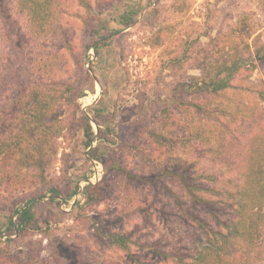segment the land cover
<instances>
[{
  "label": "trees",
  "instance_id": "obj_1",
  "mask_svg": "<svg viewBox=\"0 0 264 264\" xmlns=\"http://www.w3.org/2000/svg\"><path fill=\"white\" fill-rule=\"evenodd\" d=\"M79 1L91 9L90 0ZM179 1L180 11L186 0ZM225 2L202 3L196 34L192 29L178 36L181 50L172 49V30L161 24L157 40L174 80L157 127L140 130L128 160L119 156L122 150L103 153V135L110 132L101 127L103 115H93L97 136L86 117V148L112 168L115 192H127L143 219L156 212L165 227L162 236L142 241L105 231L111 253L105 264H252L264 257V81L251 80L257 62L264 64V0ZM72 6L70 0H0V86L4 67L18 55L16 91L8 108H0V192L11 186L24 193L34 175L44 178L65 137L63 114L82 96L80 87L60 76L68 60L54 49ZM131 16L128 11L125 18ZM28 48L38 56L25 64ZM22 67L31 68L24 73ZM185 68L196 73L185 74ZM9 88L1 87L3 103ZM165 183V195L156 199L153 190ZM47 188L65 200L78 186L66 194L53 183ZM140 188L153 189L143 203L137 201ZM37 198L14 205L17 232L39 228L30 204ZM83 259L80 251H69V264Z\"/></svg>",
  "mask_w": 264,
  "mask_h": 264
},
{
  "label": "rangeland",
  "instance_id": "obj_2",
  "mask_svg": "<svg viewBox=\"0 0 264 264\" xmlns=\"http://www.w3.org/2000/svg\"><path fill=\"white\" fill-rule=\"evenodd\" d=\"M175 1L90 0L89 9L79 0H70L73 6L66 28L59 35L58 47L52 48L64 53L68 60L60 76L70 78L80 87L82 96L76 100V106L63 114L67 127L65 137L60 138L59 153L44 178L34 175L24 193H14L11 186L0 192V231L4 234L0 236V257L3 258L0 260L4 264H69L68 254L72 249L82 253L84 264H105L111 254L103 242L105 231L128 233L141 241L153 240L165 232L156 212L143 219L129 203L127 192H115L112 168L91 157V147L85 145L84 128L88 116L97 136L99 127L93 115L100 112L101 127L110 126V132L103 135V153L118 154L122 150L123 154L118 155L128 160L140 130L157 127L161 103L170 93L174 80L167 67L165 49L159 47L157 40L161 24L172 30L171 41L175 47L172 49L181 50L184 45L178 36L192 29L195 35L196 23L202 21L205 11L201 6L205 0H186L185 8L180 11L179 7L184 5L178 0L176 6ZM232 1L226 0L225 4ZM128 11L132 16L125 18ZM27 51L22 57L25 64L38 56L32 48ZM17 56L13 53L11 62L4 67L7 78L2 85L10 88L6 93L7 102L3 103L0 86V108H8L10 97L16 91L17 80L12 69L17 67ZM28 68L31 67H22L24 73ZM182 72L196 73V70L185 68ZM251 80L264 81L262 62H257ZM97 144L94 141L92 146ZM111 165L114 166V161ZM50 183L58 185L65 194L76 186L78 189L64 200L47 190ZM88 184L93 188L87 192ZM168 184L173 186L171 182ZM167 188L165 183L152 189L155 198L165 195ZM143 189L138 193L139 203L153 192ZM36 195L38 198L30 204L34 205L32 213L39 228L17 232L16 226L20 223L18 214L12 213L14 205ZM22 206L21 203L19 208ZM252 264H264V257Z\"/></svg>",
  "mask_w": 264,
  "mask_h": 264
}]
</instances>
